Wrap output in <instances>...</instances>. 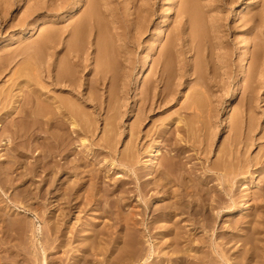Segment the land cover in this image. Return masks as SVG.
Here are the masks:
<instances>
[{
    "label": "bare ground",
    "instance_id": "obj_1",
    "mask_svg": "<svg viewBox=\"0 0 264 264\" xmlns=\"http://www.w3.org/2000/svg\"><path fill=\"white\" fill-rule=\"evenodd\" d=\"M80 1L81 0H75L71 4L68 10L70 14L73 15L78 11V8L81 6ZM17 2H19V6L17 5L18 7L25 5L24 0H19ZM94 2L95 0H92V3ZM15 3L16 0H6L4 4L8 8V6H13ZM175 4L178 5L180 11L187 16L188 25L190 29L195 32L190 40L191 48L196 50L199 57L203 55L206 56L204 47H207L206 50L209 51L210 41L207 38V31L204 30L203 26V22L205 21L203 16L204 5H202V1L177 0ZM253 5H255L253 0H245L240 7L234 9L232 19L239 20L242 10H247L249 8L254 9L255 6L252 7ZM142 6L143 5H141V7ZM143 10L142 8L141 11ZM167 12V15H169L170 11ZM246 15L248 17H245L247 18L245 21L246 23L247 21L248 23L250 21V23H252V21L253 23L257 22V13L249 11ZM2 19L3 17L1 20ZM162 22H166V17ZM25 23L26 26L30 28L24 31V34L28 33L31 35L30 33L36 29L38 24L33 22ZM39 24H42L41 20H39ZM51 28H49L50 30L47 29L43 36L41 35L42 38L39 41L41 44L38 43L40 45L38 48L43 50V47H47L48 50L57 51L61 46L59 44L65 42L67 43L66 52L64 50L65 54L62 53V55L64 54L63 56L59 55L57 58H52L51 56L57 54V52L50 51L49 57L46 58L45 55L46 65L43 70H41L39 64L43 60L42 54L44 52L42 51V54L32 53L31 51V53L25 52L33 61L28 60V62H23L22 65H19L20 67H17L18 69H15L16 71H14L12 75V77H15L14 86L0 92V113L5 110L3 118H1L3 114H0V119H2L0 121V143L6 147L3 149L4 147L1 146L6 152L4 151L5 153L3 152V155L0 154V190L5 195L11 192L14 194L11 197L12 200L9 205H3L4 202L2 203V201L4 197L0 195V217L4 220V225L2 227L4 230L2 232L7 233L5 236L7 240L4 239L6 241L3 242L4 240L2 239V244L10 242L14 238H18V244H26L25 246H28V253L33 256L35 264H54V261L50 260L52 263L49 262L47 253L49 251L53 252V250H59L63 246H70L74 241L71 236L66 234L68 233V230H66L68 227L65 223L69 221L70 218L69 220H64V218L70 216L74 210H79L80 213L86 208L84 205H87L88 208V204L91 205L93 202H98L96 204H99L102 199H104V202L97 207L99 208L97 210L100 211V213L97 214L99 215L98 219L95 218L93 221L90 220L91 222L86 223L88 225V230L85 228L83 229V232H85V235H83L84 238L82 236L83 241H81L80 247L75 250V254L80 256L74 257V264H93L92 260L95 259L94 257L104 252L106 248L104 247V242L110 239L109 237L112 233H119L118 231L120 230H123L121 231L122 235H117L116 238L114 237L112 248L110 247L111 254H109V257L107 255V259L105 258V264H209L207 262H210V264H264V93H261L263 87L261 85L262 82L260 84V74L262 75L264 72V60L262 57L264 47L257 44L256 41L253 44V49L249 51L250 57L252 58L248 68L250 69V73L247 76V81H249V95L247 94L248 97L245 98L246 101L243 104L235 108L233 116L229 115L225 118V123H223V125L225 129L228 130L229 135H227L226 140L219 145L217 152L212 148L216 142V136L220 133V131L217 130L218 124L216 125L213 120L214 114L204 117L207 100L211 98L212 94V90H210L212 80L206 81V78L212 71L215 72L212 66L213 61L211 62L210 60L212 59H207L209 61L206 62V65H208L206 66L207 69L203 68L205 61L199 62L201 63L199 66L197 65L198 63L195 64L197 66L195 69L197 73H195L196 77L194 75V81L196 86H200V89L198 88L199 90H197L196 88V94L190 97L187 103L182 106V109L191 111L195 114L197 121H195L193 117L194 119H192L194 121L184 122V124H182L184 127L181 125L188 136L187 139L185 137L186 140H181L183 138H180L184 144L181 143V141L178 142V138L173 137L175 132L172 128L167 134L165 133L166 131L163 132L166 135L162 134L163 136L160 137L162 138L161 143L164 146L172 145V143H174L172 142L173 138H175L176 142L173 144L172 150L169 151L170 155H166L167 157H165L161 149L163 145L161 148H155V144L151 147H147L149 146L147 145L148 142L153 140L152 138H154V135L159 131L158 129H150L144 132L142 128V123L145 119H141V112H143L147 105L149 97L147 89H144L145 96H143L141 102L142 106H140L139 110L135 111V120L130 127L128 125L129 129L127 130L129 133L126 144H124V149L118 145L122 139V134L119 133V126L121 125L119 121L124 117V113L120 110L121 107L118 108L117 105L114 106L115 100L119 99L118 95L116 96L119 91L116 90V93H111L113 89L112 85H116L112 80L113 74L118 72H112L114 71V59L111 54V44L108 39H106V34L104 35L102 30L98 33L97 30L99 36L97 45L95 43L97 52H95L94 55V51L92 50L93 57L91 58L94 59L92 60L89 58L91 54L89 48L92 45L86 44L88 41H85L84 33L79 27L75 28L74 26L75 29L71 32L73 37L68 42L59 37ZM190 29L187 28V30ZM255 30L252 31L256 32ZM161 32H163L162 29ZM71 33L69 30V34ZM258 34L262 36L261 33L258 32ZM94 37L96 38V36ZM256 39L257 38H255V40ZM152 46H156V43H153ZM117 53H115L116 57ZM144 55V65L135 73L134 77V84L137 88L141 86L153 62L151 61L150 64L148 55ZM26 57L27 56H25V58ZM88 59H91L94 61V64H96H92L95 68L91 73L85 70L87 69L86 64L88 62L86 63V61ZM0 65L2 66L1 63ZM117 68L119 67L116 65L115 70ZM208 68L209 74L207 73ZM164 71L165 74L167 73L166 70H163L160 77H162ZM192 72H194V70ZM244 73V68L238 73L234 86L229 91L228 100L233 99L234 101L237 94L241 91H239V89L247 84V81L246 84H243L246 79L243 76ZM165 74L163 77H165ZM0 75H2L1 70ZM163 77L160 80L164 82L165 78L163 79ZM116 78H118V76ZM115 82L117 83V81ZM108 83L110 84L109 87H107L109 85ZM32 84L34 87L31 86ZM164 85L166 86L165 83ZM5 86L7 88V85ZM101 89H103L102 92ZM114 91L115 89L113 92ZM210 91L211 93H209ZM206 93L208 95H206ZM158 97L159 99H157V101H160V99L163 101V99H165H162L161 95ZM166 97L168 98L169 96L166 94ZM11 103L12 105H10ZM88 106L91 107L92 110H89L87 108ZM147 107L149 106H146V110ZM227 108L228 112L233 111L232 109L229 110L228 106ZM113 110L115 113L110 114L111 111L114 112ZM210 110H212V108L209 109V111ZM102 111L110 112L108 113L110 114L109 118L104 117L105 113L102 114ZM207 113L209 112H206V115ZM193 114L190 113V115ZM100 121H104L103 127H101L103 124H99L101 123ZM7 122L11 123V127H8L10 124L5 125ZM178 122L183 123L180 119H178ZM181 126H176V129L180 130ZM99 131L102 133L100 138L97 137ZM187 145L193 147L194 150H196V154L186 155L187 152L185 148L188 147ZM89 146L91 147L88 149L87 147ZM76 147L80 148V151H76L78 150H75ZM83 147L87 148L88 151H94L97 157L105 153L112 158L109 161L107 160L108 162L105 160L107 163L105 161L100 163V160L96 158L97 161L95 163L93 162L92 167H90L91 163L88 162L93 160L91 158H94V155H92L93 157H86L89 156L88 154L90 153L84 152L86 149L83 150ZM149 148H151V150ZM144 152H152L153 162L149 170L138 172L137 164L140 162V157L144 155ZM212 152H214L213 156H211ZM84 153L87 155L85 156ZM35 154L38 163L29 167L30 165H27L28 163L26 160L33 155L35 156ZM71 155H74V157H72L70 161H67L70 159L68 157ZM184 158H188L189 160L186 159V161H184ZM59 159H66L64 160L65 164L61 167H58ZM154 159L158 161L155 162ZM164 159L166 160L165 162L163 161ZM193 159H198V162H193L190 165L187 164V161L191 162ZM104 163L110 164L107 170H105V168L108 165L104 168ZM117 166H123V169L129 177L122 181L124 183L121 182V185L120 182H113V185L112 182H109L110 184L104 185V188L101 184L100 189L102 187L104 188L101 190L104 192L101 196L102 192L99 190L98 185L102 182H106L105 179L107 178L110 181L112 179V177L110 179L111 170ZM104 170L106 171V175ZM40 172L45 173V175H43V177L42 175L40 176L42 177V179L40 178L41 183L35 185L37 191L32 193V190L35 188L32 187L33 189H31V186L38 182H35L36 180L34 179L41 174ZM18 178L21 180L20 182L25 184L29 183V185L27 184L28 186L25 188L22 187L23 189H20V187L18 188V183L15 184V180ZM248 179L251 185H249V187L246 186L247 188H245L244 194V191H241V187ZM214 180H218L219 182L214 183ZM133 183L134 186H132ZM110 185H112V187H110ZM254 185L260 187L257 188V190H253ZM133 188L137 189L134 196H139V198L146 197L152 191L153 193L156 191V193L154 194V198L152 197V199L150 198L151 200L146 199L144 201L145 206L141 209L138 208L139 206H137V204L133 205L132 193L129 195V190ZM56 189L55 201H57L59 206L50 211V213H55V210H59L57 223L54 221L55 219L50 220L47 225L49 226L48 233L45 235L40 225L37 226L33 222L29 224L18 215L12 216V214H14L11 213L13 207H17L16 205L19 203L21 204V201L27 202L32 198L34 200L30 201V205L28 202V206H25L29 211L34 213L37 218L42 217L45 219L44 214L40 212L41 208L45 207L43 200L48 198L47 196L52 194V191ZM99 191L101 192L100 194ZM97 193L98 196H101L100 199L96 198ZM153 193H151L150 197ZM113 195H116V197H112ZM225 196L227 201H222V198ZM91 201L93 202L91 203ZM153 201L155 202L153 203ZM159 201L161 204H158L159 207H156L154 204ZM82 202L85 203L82 205L84 208L81 206ZM127 206H131V209H128L129 212L124 215L122 212L126 210L125 207L127 208ZM223 208H228L233 217L229 216L232 219L230 220V225L228 224V227L225 226V228H227L226 230L223 226L225 223L222 222V225L220 224L221 221L219 222L218 220L222 215L221 210ZM110 211L118 212L117 215L115 214V221L112 219V223L109 224V227L107 225V227L105 225L99 227L100 219L104 216L108 218L111 217ZM242 211L247 212L244 218L242 216L238 217ZM40 213L43 215L41 214V216ZM79 215H76V225L81 222ZM63 220L65 223L62 222ZM61 222L62 228H60ZM158 222L161 223V225L158 224ZM181 222H184V224H181ZM115 223H118V226ZM241 224L244 225L245 230L244 228L242 229L241 226L243 225ZM240 227L242 231L244 230V234L234 231L236 229L240 231ZM142 228L145 231L141 232ZM155 228L163 229L162 232L164 236H171L169 239H166L167 241L163 248L159 246L155 247V245L153 246L154 248H152L149 237L153 238L154 235L157 236L159 233L155 234V232H157H154ZM58 231L59 234L56 237H52L54 233H58ZM184 231L188 232V236L185 235L188 238L183 236ZM229 231L235 234L231 236L229 233L228 236L227 234ZM158 236H163V234L161 235L160 233ZM146 237H148V239L145 240V243H148V247H145V243L143 244L141 241L142 238ZM219 237L223 240L220 243H218ZM239 241L241 245L239 246L238 244L239 247L235 249L234 256L228 255L227 252L224 253L222 248L226 246L220 247L228 242H233V245L236 246L235 244ZM160 242L162 243L163 241ZM183 242H187L185 243L186 245H182L184 244ZM206 243L209 245H206ZM2 244H0V248H2L1 250L5 254L2 252V255H0V264H5L10 260L12 257L11 252L15 249L13 248V251L12 249L9 250L10 247L8 246H4L5 248H3ZM207 247L209 250H205ZM19 249L23 250V255L27 252L24 251L25 249ZM167 249H170L172 254H169ZM18 254L16 251V255Z\"/></svg>",
    "mask_w": 264,
    "mask_h": 264
},
{
    "label": "rangeland",
    "instance_id": "obj_2",
    "mask_svg": "<svg viewBox=\"0 0 264 264\" xmlns=\"http://www.w3.org/2000/svg\"><path fill=\"white\" fill-rule=\"evenodd\" d=\"M2 1L0 0V63L2 64V66L0 65V67H1L0 70H1V74H2V75H0V92L5 90V89L12 88L15 84V80H14L15 77H12L14 71H16L20 67L19 65H22L23 62H28V60L29 61L32 60L30 58V56H28V54H26V53L32 52V53L42 54V51H43L44 53L42 54V59L44 61L42 60L41 63L39 64L40 69L43 70L44 66L46 65L45 55L47 58L50 56V53H49L50 51H56V50H48L47 47H43L44 48V49L42 48L43 50L38 48V47H40V45L38 43L41 44V42H39V41L41 40L42 36L47 31V29L50 30L49 28L53 27V28H51V30H54L59 35V37H61L64 41L68 42L73 37V34L71 33V32H73V29L79 27L80 30H82L84 33V36L86 39L85 41L86 42L88 41L86 44L92 45L89 48V52L91 53L89 58L93 57V55H92L93 51H94V55H95V52H97L96 51V45L98 43V38H99V36L97 34V30H98V33H99V31L102 30V32H104V35L106 34L105 36L107 37L106 39H108L109 43L111 44V48H110L111 54H112L113 59L115 61V62L113 61L115 66L113 65L114 71H112V72L113 73L118 72V73L113 74L112 80H113L114 84H116V85L115 86L112 85L113 89H112L111 93L114 94V93H116V90L119 91V93L117 92V94H116V96L118 95L119 99L115 100L114 106L117 105L118 108L121 107L120 110L124 113V117H122L119 121V123L122 125L123 128L121 127V125L119 126L120 131H122V132L119 131V133L122 134V139L120 142L121 144L119 143L118 145L120 147H122V149H124V146H125L124 144H126V141L128 139L127 137H128L129 132L127 129H129L130 125L135 120V116H134L135 111L139 110L140 106H142L141 102L143 100V96H145L144 89H147V93L149 96L148 101H147V105H146L149 107H147V110H146L145 109L146 106H145L143 112H141V119L142 118H143L142 120L145 119V121H143V123H142L143 131L145 132V130L148 131L150 129H158L159 130L158 133H156L154 135V138H152L153 140H150V142H148L147 145H149V146H147V147H151L152 145L155 144V146H156L155 148H157V147L161 148L163 144L161 143L162 138L160 136L166 135L171 128L175 132V134H173V137L178 138L179 139V140L177 139L178 142L181 140H186L188 138L187 133L184 132L185 129L183 128L184 126L182 124H184V122H187V121L192 122V120L194 118H195L194 120L197 121L196 120L197 118H196V115L193 114L191 111H186V110L182 109V106H184L185 103H187V101L190 99V97L194 96L196 94L197 90L200 89V86H196L195 81H194V78L196 77L195 73H197L195 70L197 68V66L195 64L198 63L197 65L199 66V65H201V63H199V62L205 61L203 68L207 69L206 66H208V65H206V62H209L207 60L209 58V59H212V60H210L211 62L213 61L212 66H213V69L215 70V72L212 71L211 74H209V68H208L207 73L209 75L206 78V81L212 80V85L210 87V90H212L213 96L211 94V98H208V100H207L206 112H209V113H207V115H206V112H205L204 117L214 114L213 120L215 121L216 125L218 124L217 130L220 131V133L216 136V138H215L216 142L214 143V146L212 148L215 152H217L219 145H221L224 142V140H226L227 135H229L228 130L225 129V126L223 125V123H225L224 122L225 118L229 115L233 116L235 108H237L239 105L243 104L246 101L245 98L248 97V95H249L248 94V92H249V89H248L249 88V85H248L249 81H247L248 80L247 76L250 73V69H248V68H249L250 62L252 61V58L250 57L249 51L253 49V44L256 41H257L256 42L257 44L264 47V6H263L264 0H253L255 2V5H253L252 7L255 6V8L254 9L249 8L247 10H242V14L240 16V19L239 20L236 19L237 21L235 19H232L233 11L236 7H240V5L245 0H229V1L228 0H201L202 5H204V3L206 2L204 5V8L206 7L205 10L203 8V12H204L203 16H204V21H205V22H203V26H204V30L207 31V38L210 41L209 42V51L210 52L206 50L207 47H204L206 56L203 55L200 57L198 56L196 50L195 49L193 50L190 46L191 37L195 34V32L190 29V26L188 25L189 22H188L187 16L185 14H183L180 11L178 5L175 4L177 0H95L94 3H92V0H81L80 1L81 6L78 8V11L75 12L73 15L70 14L68 10L70 9L71 4L75 0H50V1L49 0H35V1L34 0H24L25 5L24 6L22 5L21 7H18L19 2H17V1H19V0H16V3L13 5L14 7L8 6V8L4 4L6 2V0H4L5 2L4 1L2 2ZM53 1L55 4L53 3ZM215 1H217V2H215ZM82 3H83V5H82ZM141 5H143V6L141 7ZM1 8H3V9H1ZM142 8L144 9L143 11H141ZM169 9H171V10H169ZM167 11H170L169 15H167L168 14ZM249 11H253V13L258 14V15H256V19H258L257 22H254V23H253V21H252V23H250L251 21L249 23H248V21H247V23L245 22L248 18L246 14ZM92 12L94 15L92 14ZM206 14H207V16H206ZM135 15H137V16H135ZM210 15H212V16H210ZM174 16H176V17H174ZM2 17H3V19L1 20ZM165 17H166V22H162L163 19L165 20ZM245 17H247V18H245ZM39 20H41V22H42L41 25L39 24ZM25 22H33V23L38 24L36 29L30 33L31 35H29L28 33L24 34V31H27L30 28L29 26H26ZM244 23H246V24H244ZM74 26H75V28H74ZM87 26H88V28H87ZM209 27H210V29H209ZM187 28L190 30H187ZM212 28H213V30H212ZM62 29H63V31H62ZM161 29L163 32H161ZM69 30H70L71 34H69ZM103 30H105V31H103ZM252 30H255L256 32H254ZM258 32L261 33L262 36H260V34H258ZM161 33H162V35H161ZM63 36H64V38H63ZM70 36H71V38H70ZM94 36H96V38ZM258 36H260V37H258ZM86 37H88V38H86ZM255 38H257L259 40H257V39L255 40ZM65 39H67V40H65ZM96 39H97V42H96ZM156 39H157V41H156ZM259 41H260V43H259ZM89 42H90V44H89ZM64 43L62 42V44L61 43L59 44L61 46L60 47L58 46L59 47V48L57 47L58 49L56 48L57 54H55V55L53 54L51 56L52 58H57V57H59V55L63 56L65 54L67 43H65V45H64ZM95 43H96V45H95ZM153 43H156V46L153 47L152 46ZM34 46H36L37 48ZM172 48H173V51H172ZM64 50H65V52H64ZM62 53H64V54L62 55ZM115 53H117V57H116ZM162 53H164V54H162ZM144 54L148 55L150 64H151V61H153V62L151 64L150 71H148V73L146 74L145 78L142 81L143 85L141 84V86L137 88L134 84V77H135V73L139 69H141L144 65V61H145L144 60V57H145ZM8 56H10V57H8ZM25 56H27L29 59L27 57L25 58ZM262 57L264 60V52H263ZM91 59L94 60L93 58H91ZM91 59H88L86 61V63L87 62L88 63L86 64L87 69H85V70L89 71V73H91V71L95 68V66H93V65H96V64H94V61H92ZM247 59H249V60H247ZM193 63H194V65H193ZM116 65L119 68H117L115 70ZM192 66H193V68H192ZM154 67H156V68H154ZM161 68H162V70H161ZM243 68L245 71L243 76L246 78L244 80L245 82H243V84H246V81H247V84L243 85L239 89V91L240 90L241 91L238 93L239 95L237 94L234 101H233V99L228 100L229 91L233 88L234 83L237 79L238 73ZM159 70H161V71H159ZM163 70H166V72L168 73V74L167 73L165 74V71H164V73L162 75V77H163L165 74V77H163V79L165 78L164 82H163V80H160L162 78L160 76H161V73L163 72ZM169 70H171V71H169ZM193 70H194V72H192ZM188 71H190V72H188ZM194 75H195V77H194ZM117 76H118V78H116ZM156 76H157V78H156ZM260 76H261L260 84L262 82L261 85L263 86L261 93H264V72L262 75L260 74ZM11 78H13V79H11ZM114 79H115V81H117V83L114 81ZM117 79L118 80L120 79V80L118 81ZM118 82H119V84H118ZM164 83L166 84V86L164 85ZM10 84H12V85H10ZM110 84L107 87H109ZM5 85H7V88ZM31 86L34 87L33 84ZM117 86H119V87H117ZM245 86H246V88H245ZM196 88H197V90H196ZM114 89H115V91L113 92ZM102 91H103V89H101V92ZM106 93H107V91H106ZM209 93H211V91ZM108 94H109V92H108ZM166 94H167V96H169L168 97L169 99L166 97ZM153 95H154V97H153ZM160 95H161L162 99L165 98V99H163V101H161V99H160V101L159 100L157 101V99H159L158 96H160ZM206 95H208V94L206 93ZM150 100H151V102H150ZM210 100H212V101H210ZM229 101H230V103H229ZM10 105H12V103ZM227 106L229 107V110L232 109L233 111L228 112ZM208 107H209V109L212 108V110L209 111ZM87 108L89 110L91 109V107H89V106ZM153 108H155V109H153ZM214 110H215V112H214ZM4 111L5 110H3L0 113V114H3L2 117L0 115L1 118L4 117ZM147 111H149V112H147ZM103 113H105L104 114L105 116L103 115L104 117L109 118L110 114L115 113V111L114 112L111 111V113L102 111V114ZM108 113H110V114H108ZM190 113L193 115H190ZM148 115H149V117H148ZM187 115H188V117H187ZM178 119L183 121V123L178 122ZM1 120L2 119H0V121ZM100 122L101 123H99V124L100 125L103 124L101 126V127H103L104 121L103 122L100 121ZM7 124H10V125H8V127H11L10 122L5 123V125H7ZM128 125H129V127H128ZM176 126H179V127L181 126V129L177 130ZM101 131H99V133H97V137H99V138L102 135V133H100ZM164 131H166L165 132L166 134L163 133ZM185 137H186V139H185ZM175 138H173V140H172V142H174V143L170 142V143H172V145L171 144L166 145V146L163 145V147L161 148L165 154V157L170 155L169 151L172 150L173 144L176 143ZM180 138H183V139L180 140ZM181 143L184 144V142H182V141H181ZM1 144L2 143H0V154L3 155L6 152L3 149H5L6 147H4ZM215 144H216V146H215ZM1 146L4 148L2 149ZM8 146H11V145H8ZM187 146L189 148L188 147L185 148L186 152H187L186 155L189 156V155L196 154V150H194L193 147H190L189 145H187ZM78 147H79V144H78ZM78 147L75 148V150L78 149L76 151H80V148H78ZM90 147L91 146H89L87 148L89 149ZM92 147L94 148L95 146H92ZM87 148H84L83 150L86 149L84 152H87L90 154H88L89 156H86L87 154L84 153V155L86 157H93L92 155H94V158H95V159L91 158V159H93L91 161L89 160L90 162H88V163H91L90 167H92L93 162L95 163L97 161L96 158H98L100 160V163L104 162L105 160L109 161L112 158L111 156H109L108 154H105V153L100 154L97 157V156H95L96 154L94 151H88ZM149 149L151 150V148H149ZM151 153H147V152L145 153L144 152V155H142L140 157V162H138V164H137L138 172L147 171L150 169L151 164L153 162V154H151ZM213 155H214V152H212L211 156H213ZM72 157H74V155H71L70 157H68L70 159H68L67 161H70L72 159ZM165 159L163 160L164 162L166 161ZM186 159L189 160L188 158H184V161H186ZM29 160H31V161H29ZM59 160L60 161H59L58 167H61L62 165L65 164L64 160H66V159H59ZM26 161L28 163L27 165H30L29 167L37 164L38 162H37L36 154H35V156L33 155V156L29 157V159ZM154 161L156 162L158 160L154 159ZM193 162H198V159H193L191 162L187 161V164L190 165ZM106 163L103 164L104 168L108 165L105 168V170H107V168L110 167V164H106ZM0 164H1V162H0ZM123 168H124L123 166H117L116 168H113L111 170V174H110V179H111V177H112V179L109 181V179L106 177L108 179V181H107V179H105L107 183L106 182L100 183L98 185L99 190L100 191L103 190L105 188L104 185H109L110 184L109 182H112V185L114 183H117V182L118 183L120 182V185L122 183H124L122 181L127 179L129 176L127 175L126 171ZM105 170H104V173L106 172ZM40 173L41 174H39L34 179V180H36L35 182H37V181L38 182L33 184L34 186L32 185L31 189H33V188L36 189L35 185L36 184L38 185L41 183V179H42L43 175H45V173H43V172H40ZM41 175H42V177H40ZM105 175H106V173H105ZM20 181L21 180L19 178L15 180V184L18 183L17 185H18V188L20 187V189H23L29 185V183H27L28 184L27 185V184L22 183ZM218 182H219L218 180H214V183H218ZM246 183H244L241 187V189H242L241 191H244V194H245V188H247V187H249V185H251V183L249 182V179L247 180ZM100 185L103 186L104 188L102 187L100 189V187H101ZM112 185H110V187H112ZM132 186H134V183L132 184ZM253 187H254L253 190H257V188H259L260 186L254 185ZM35 189L32 190V193L33 192L35 193V191H37V189L36 190ZM56 191H57V189L52 191V194H50L51 196L53 195L52 198L50 195H48L47 196L48 198H45L43 200V202L45 203V207L41 208V211L39 210L40 212H42L44 214L45 219H43L42 217L37 218L34 213H32L31 211H29L27 209L26 206H28V204L30 205L31 200H34L32 198L30 199V201H27V202L21 201L22 205L19 203L18 205H16L17 207H13L11 213H14V214H12V216L18 215L19 217H22V219H24L29 224H32V222H33L37 226L40 225L41 228L43 229L44 235H45L46 233H48L49 226H47V225H48L49 221L55 219L54 221H56V223H57V216L59 214L58 213L59 210L57 209L54 211L55 213H50V211L56 209L59 206L57 201H55L56 200V196H55ZM100 191H99V194L102 192L101 193V196H102V194H104V192L103 191L100 192ZM136 191H137L136 188L130 189L129 195H131V193H132L131 196L133 199V205L137 204V206H139L138 208H141V209H143V207L145 206L144 201L146 199H150V198L152 199V197L154 198V194L156 193V191L154 193L152 191L151 193H153V195L151 197H150L151 193H149V195H147L146 197H140L139 198V196H137V197L134 196L136 194ZM53 192H54V194H53ZM242 194H243V192H242ZM0 195H2L4 197V199L2 201V203L4 202L3 205L4 204L9 205V203L12 200L11 197L14 194L11 192L8 195H5L0 190ZM101 196L100 195L98 196V193H97L96 198L100 199ZM160 196H162V195H160ZM112 197H116V195L115 196L113 195ZM224 200L227 201L226 196L222 198V201H224ZM162 201H163V199H162ZM46 202L47 203L49 202L48 205ZM92 202L93 201H91V203ZM102 202H104V199H102V201L99 204L101 205ZM154 202L155 201H153V203ZM31 203H33V202H31ZM96 203H98V202H95V203L93 202L94 205L88 204V208H87V205H84L85 203L82 202L81 206L82 205H84V207L86 206V208H84L82 206L85 210L83 209L80 213H79V210H76V211L74 210V212L72 211V214H70V216L64 218V220H69V218H70V220L66 221V223L64 220L62 222H64L68 227L67 229L65 228L66 230H68V233H66V234L68 236H71L74 241L72 242V244L70 246H63L62 248L60 247L61 249H59V250L57 249L58 251L57 250H55V251L53 250V252L49 251L50 253L49 252L47 253V257L49 259V262L54 261L53 262L54 264H74V257L80 256V255L75 254V250H77L80 247V244L82 243L81 241H83V238H84L83 235H85V232H83V229L85 228L88 230V225L86 223L93 221V219H95V218L98 219L99 215H97V214H99L100 211L97 210V209H99V208H97L99 206V204H96ZM158 204H161V202L159 201L154 205L156 207H159ZM125 209L126 210H123V212H122L124 215L129 212V210L131 209V206L130 207L127 206V208L125 207ZM110 212H111V214L113 212L114 215L110 214V216H111L110 218L104 216L102 219H100L99 220V222H100L99 227L100 226L102 227L104 225L105 226L107 225L109 227L110 226L109 224L112 223L111 220L113 219V221H115L116 215L118 212L117 211H115V212L110 211ZM223 212H224V214H223ZM42 213H40V215ZM221 213H222V215L218 220H219V222L221 221L220 224H222V225H223V223H225L223 225L224 228H225V226L228 227L231 223L230 220L233 218L232 214H230L228 208H223L221 210ZM246 214H247L246 211H242V213L239 214L238 217L242 216L244 218V216ZM76 215H79L80 221H81L80 224L78 223L77 225H76V220H77ZM229 216H231L232 218ZM226 219H228L229 221ZM54 221H52V222H54ZM62 222L60 224V228H62ZM158 224L161 225V223H159V222H158ZM181 224H184V222H181ZM243 224H241V225H243ZM3 225H4V220L0 217V244H2V239L3 240L6 239L5 236L7 234V233L2 232L4 230L2 228ZM73 225H75V226H73ZM116 225L118 226V223ZM244 225L241 227H242V229L244 228V230H245ZM241 227L239 228L240 231L237 229L234 231L235 232L237 231L236 233L240 232V233L244 234L243 233L244 230L242 231ZM158 229L159 228H155L154 232L157 231V232H155V234L159 232L158 235H160V233H161V235L163 234V236L159 237L157 235L158 236L157 237L156 235H154L153 238L149 237L152 248H154L153 247L154 245H155V247L159 246V247L163 248L165 246V242L167 241L166 239H169L171 237V236H167V237L164 236V233L162 232L163 229L162 230L159 229V231H158ZM226 229L227 228H225V230ZM121 231H123V230L118 231L120 234L117 232L112 233L111 234L112 236L110 235V237H109L110 239H108L109 241L107 240L106 242H104V247H106L104 250L105 253L102 252L100 255H98L99 257L95 256L94 257L95 259L92 260L93 264H99V263L105 264L104 262H106L105 260L107 259V255L109 257L110 256L109 254H111L110 253L111 252L110 247L112 248V241H113L114 237L116 238L117 235H122ZM143 231H145V230L142 228L141 232H143ZM217 231H219V230H217ZM187 233H188L187 231H184L183 236H185V235L188 236ZM229 233L231 234V236H233L235 234V233L229 231L227 234L228 236H229ZM58 234H59V231H58V233L57 232L54 233V235L52 237H54V236L56 237ZM209 234H211V233H209ZM75 236H77V237H75ZM82 236H83V238H82ZM79 238H80V240H79ZM185 238H188V237L185 236ZM146 239H148V237L141 239L143 244L146 242L145 241ZM209 239H211V238H209ZM6 240H4L3 242H5ZM18 240H19L18 238H14L12 241L2 244L3 248H5L4 246H8V247H10L9 250L12 249V251H13L15 249L13 252L10 251L12 254L11 255L12 257L9 260L10 262L8 261L5 264H7V263L8 264H13V263L14 264H29V263L35 264L33 261V256L28 253V246H25L26 244H21V245L18 244ZM156 241L158 243L160 241H163V242L162 243L160 242L159 243L160 245H159ZM222 241H223L222 238L219 237L218 243H220ZM183 243L184 244H182V245H186L185 243H187V242H183ZM207 243H206V245H209ZM107 244H109V245H107ZM233 244H234L233 242H228L226 244L221 245L220 247L222 248V247L226 246V247L222 248V250H224V253L227 252L228 255L234 256L235 249L241 245V242L240 241L237 242L235 244L236 246H234ZM238 244H239V246H238ZM22 246L27 247V248H23ZM144 246L148 247L149 245H148V243H145ZM248 246H246V247H248ZM18 247L25 249L24 250L25 252L27 251L24 254L25 256L23 255V253H24L23 250L19 249ZM231 247H233L234 249ZM1 249L2 248H0V251H1L0 255H2V252H3ZM205 250H209V248L207 247ZM230 250H232V251H230ZM16 251H17V254L19 253L18 255H16ZM106 251H108V252H106ZM167 251H169V254H172V251L170 249H167ZM187 251H189V250H187ZM27 256H29V257H27ZM24 257H25V259H24ZM30 258H31V260H30ZM190 258H191V256H190ZM16 260H18V261H16ZM27 260H28V262H27ZM207 263L210 264V262H207ZM90 264H92V263H90Z\"/></svg>",
    "mask_w": 264,
    "mask_h": 264
}]
</instances>
